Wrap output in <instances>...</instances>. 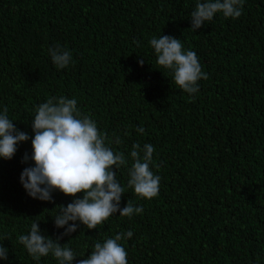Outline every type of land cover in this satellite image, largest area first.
<instances>
[{
	"label": "trees",
	"instance_id": "obj_1",
	"mask_svg": "<svg viewBox=\"0 0 264 264\" xmlns=\"http://www.w3.org/2000/svg\"><path fill=\"white\" fill-rule=\"evenodd\" d=\"M196 3L0 0V113L7 107L30 137L11 160L0 158V244L8 249L0 264H59L51 254L34 260L17 239L39 222L41 234L57 240L65 229L54 217L74 199L59 190L53 202L34 199L20 182L34 166L22 161L33 152L36 107L51 97L76 98L112 149L124 152L128 166H113L126 188L120 207L131 200L143 208L131 218L117 212L96 229L77 221V231L59 239L75 253L73 264L98 240L129 230L120 241L128 264H264V0H244L239 18L217 13L195 31ZM162 35L196 52L208 76L198 93L184 92L157 64L149 41ZM55 45L72 53L67 68L53 64ZM137 143L155 148L150 167L161 181L152 199L127 187Z\"/></svg>",
	"mask_w": 264,
	"mask_h": 264
},
{
	"label": "clouds",
	"instance_id": "obj_2",
	"mask_svg": "<svg viewBox=\"0 0 264 264\" xmlns=\"http://www.w3.org/2000/svg\"><path fill=\"white\" fill-rule=\"evenodd\" d=\"M243 7L244 0H197L195 10L191 12V29H200L217 13L226 18H239ZM149 44L154 49L157 64L171 70L180 89L188 94L199 92L198 82L207 80L208 76L202 70L196 52L185 51L181 40L169 35L153 37ZM48 53L58 69L67 68L72 63V53L60 45L49 48ZM138 63L143 66L144 59H139ZM77 103L76 98L51 97L36 107L33 116V152L31 157L25 153L22 162L27 163L30 159L34 166L23 170L21 184L30 197L41 201L53 202L56 190L74 197L67 206H59L60 212L54 217L55 226L65 229L57 240L42 235L39 222L31 224L28 234L17 237L36 261L51 254L59 264H73L77 258L75 253L68 243L61 246L59 239L76 232L77 221L88 229H96L117 212L129 218L143 212V208L135 207L131 200L125 207H120L126 188L117 180L113 166L117 169L127 167L128 159L124 152L112 149L113 139L98 129L93 118L82 114ZM136 131L145 133L142 126ZM29 139V135L9 119L5 107L0 113V158L11 160L17 152V145ZM114 142L120 144L122 140L115 137ZM154 151L151 144H144L141 148L137 143L129 154L132 164L128 170L127 187L146 199L159 193L161 177L150 167ZM81 192L84 195L79 198L77 194ZM132 236L133 232L129 230L103 242L98 240L91 255L80 259L78 264H128V253L120 241ZM0 259H8V249L3 244H0Z\"/></svg>",
	"mask_w": 264,
	"mask_h": 264
}]
</instances>
